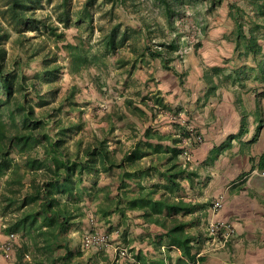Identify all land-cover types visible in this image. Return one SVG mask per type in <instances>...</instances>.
<instances>
[{
  "label": "trees",
  "instance_id": "1",
  "mask_svg": "<svg viewBox=\"0 0 264 264\" xmlns=\"http://www.w3.org/2000/svg\"><path fill=\"white\" fill-rule=\"evenodd\" d=\"M97 1L86 0L74 11L71 0H59L55 5L53 0H0V218L4 231L15 234L12 248L18 246L20 258L26 252L31 253V261L25 264H97L101 252L82 260V251L71 247L68 234L72 228L89 216L88 208H91L93 220L109 225L111 217L117 215V226L124 224L125 230L128 215L135 213L141 224L155 225L160 232L152 234L147 230L127 240L125 231L128 242L124 239V243H127L125 247L130 256L127 261L172 264L174 260V264H201L205 257L198 255L196 247L207 236L198 231L201 220L194 214L204 207L185 199L182 187L183 180L191 182L196 175L187 168V162L181 156L186 131L174 135L147 125L142 135L126 149L120 145L110 148L108 137L96 135L86 140L78 138L70 147L66 139L76 128L72 124H63L53 107L51 111L36 114L26 97L33 82L29 83L21 71H13L7 65L2 44L8 36V27L20 33L33 30L64 40V32L57 25L35 17V12L46 4L54 5L55 18L63 28H68L71 23L76 26L86 24L85 31L91 34L96 11L91 12L90 8ZM110 1L126 5V0ZM200 1L209 2L206 9L210 11L223 0H153L171 29H175L174 15L184 6L189 5L200 13L201 8L197 5ZM246 1L253 14L235 2L228 3V17L234 23L228 37L233 38L235 49L258 54L261 52L259 40L264 33V0ZM104 2L101 0L97 6ZM132 2L139 4L142 0ZM100 31L102 34L95 43L81 41L66 47L71 73L78 74L92 67L105 70L112 65L111 55L130 39L133 40L130 48L134 58L114 62L115 70L129 64L125 71L128 77L142 58L145 63L160 58L162 66L168 68V63L178 55V36H172L166 45H158L161 49L165 46L164 50L153 49L145 43L139 52L135 44L143 35L141 28L121 29L110 25L107 31L101 27ZM170 52L172 57L167 56ZM58 68V65H52L44 70L46 79L55 77ZM94 78L96 84H105L99 75ZM135 96L136 99L125 95L123 99L122 108L132 117L144 120L155 107L165 108L157 92L147 91L145 95L136 92ZM66 100L73 109L75 103L71 92ZM125 113L110 111L109 124L113 127L112 118L121 120ZM50 122L55 125L54 133L48 129ZM115 169L119 173L110 177L109 183L98 184L100 174H109ZM85 176H90L91 180L86 182ZM134 240L146 241L154 253H143L130 246ZM173 250H178L180 256L173 259ZM104 261L107 263V257ZM116 262L119 264V260Z\"/></svg>",
  "mask_w": 264,
  "mask_h": 264
},
{
  "label": "crops",
  "instance_id": "2",
  "mask_svg": "<svg viewBox=\"0 0 264 264\" xmlns=\"http://www.w3.org/2000/svg\"><path fill=\"white\" fill-rule=\"evenodd\" d=\"M217 13L213 22L198 13L196 26L203 32L198 48L181 59L176 56L168 68L160 58L151 61L149 89L163 99L162 118L180 117L165 123L160 131L176 135L181 130L187 133L191 126L201 137L200 143H190L187 162L196 175L191 182L182 181L185 199L204 207L194 214L201 220L198 231L206 237L209 224L215 221L228 222L234 229L224 247L210 249L206 241L197 245L205 257L201 264H264V31L260 53L235 49L233 38L228 37L232 31L228 7ZM177 44L181 47L184 42ZM167 56L172 57L171 52ZM217 198L222 205L213 211L211 204ZM135 221L138 225L127 239L147 230L160 232L155 225ZM0 226L4 228L3 223ZM7 234L3 231L0 241ZM130 246L154 253L146 241L134 240ZM17 247L8 259L0 254V264L28 262L24 256L29 252L20 258ZM171 255L174 259L180 252L173 250ZM124 264L139 263L128 260Z\"/></svg>",
  "mask_w": 264,
  "mask_h": 264
},
{
  "label": "rangeland",
  "instance_id": "3",
  "mask_svg": "<svg viewBox=\"0 0 264 264\" xmlns=\"http://www.w3.org/2000/svg\"><path fill=\"white\" fill-rule=\"evenodd\" d=\"M58 1L53 0L52 4L55 5ZM85 1L71 0L70 4L73 5V9L76 11L82 7ZM104 1L102 6H97L101 2V0H98L90 8L91 12L96 11L92 21L94 29L91 34L85 31L86 24L76 26L71 23L68 28H63L55 18L54 5L44 4L43 8L35 12V17L47 19L57 25L59 30L64 32V40H57L33 30L20 33L12 27H8V36L3 40L2 44V47L6 50L5 57L9 69L21 71L27 77L29 83L33 82V88L26 90V97L29 103L33 105L35 113L51 111V107H53L57 111V118H61L63 124H72L76 128V130L73 129L71 135L66 139V144L70 147L73 145V141L78 138L86 140L96 135L98 137H108L110 148L120 145L123 149H126L132 145L137 137L142 135L147 125L159 129L165 123L172 124V120L169 117L162 118V109L157 107H155V111L148 112V117L144 120L126 114L122 108L125 95L133 96L136 99V92L145 95L147 91H153L149 89L153 82L151 73L148 71L152 67L151 60L147 63H145L143 58L138 60L136 62V70L133 71L131 77L125 74L129 64L120 68V70L114 69L116 65L114 62L117 59L131 60L134 58L130 48L132 39L118 48L114 55H111L109 61L112 65L105 70L98 71L92 67L78 74L70 71L69 57L66 50L69 44H77L81 41L95 43L102 34L100 27L104 29V32L107 31L110 25L118 26L121 29L141 28L143 35L140 36L138 43L135 44L139 52L143 49V44L145 43L153 49H161L158 46L159 44L164 43L166 45L172 36H178V39L184 42L183 46L176 51L178 58L181 59L187 52L198 48L201 36H203V32L196 26V22H198L196 18L199 17V14L194 13L189 5L184 6L183 10L174 15L173 24L175 29H171L167 26L163 12L155 6L153 0H142V3L139 4H135L132 0H126L125 6L116 3L112 4L110 0ZM200 2L197 4L198 8H201L200 14L205 17L207 22L216 20V17L220 15L217 13L219 8L228 7L229 2H235L243 7L245 11H250L246 0H223L220 5L210 11L206 9L209 2ZM249 13L253 14L251 11ZM228 23L229 27L233 29V21L230 20ZM164 49L166 47L162 46L161 50ZM174 55L176 56V54ZM52 65H58L59 68L55 73V77L47 80L43 73L44 70ZM97 75H99L100 80L105 81L104 85L95 83L94 76L96 77ZM70 92L73 94L75 103L73 109H71L69 102L66 100V96ZM45 102L48 104H44ZM120 110L125 113V116L123 119L118 120L114 115L112 127L107 119L108 113L110 111L118 113ZM48 129L51 133L55 132L53 122L48 124ZM11 155L14 157L16 154L13 152ZM118 173L119 171L115 169L109 174H100L97 178L98 184L105 185L109 183L110 177ZM85 180L86 182L91 180L90 176H85ZM1 183L0 180V186ZM90 210L91 208L86 210L89 216L82 219L80 224L73 227L68 234L71 240V247L82 251V260L94 253L101 252L97 258V264H118L116 260H119V264L126 263V258H130V256L120 257L118 251L120 248L126 249L127 247V243H124V239L126 240L125 231L129 235V233H133V231H129L135 229L138 225L135 221L138 219L135 217L136 214L128 215V227L125 230L124 224L117 226L119 221L117 215L111 217V225H109L93 220ZM0 223H2L1 218ZM3 231L4 228L0 226V235L3 234ZM72 232L74 233L73 236H71ZM89 232L105 235L107 244L99 248H83L81 246L82 236ZM127 240L126 242H128ZM29 255L31 259L30 252ZM104 257H107L108 263L104 261ZM30 259H26V261H30Z\"/></svg>",
  "mask_w": 264,
  "mask_h": 264
},
{
  "label": "built area",
  "instance_id": "4",
  "mask_svg": "<svg viewBox=\"0 0 264 264\" xmlns=\"http://www.w3.org/2000/svg\"><path fill=\"white\" fill-rule=\"evenodd\" d=\"M168 117L174 121L180 119L179 115H168ZM183 144L185 145L184 150L182 151V158L184 161L188 162L190 158V143H200L201 137L196 134L194 129L191 126L187 128V137L182 139ZM262 177L264 178V171L261 173ZM222 205L221 198H217L212 201L211 209L213 211L219 210ZM206 243L209 245L210 249H217L220 247H224L226 243L233 237L234 229L232 225L228 222L224 221H215L209 224L206 232ZM15 238L14 233H9L7 235L6 240L0 241V254L8 259L11 257L12 252V239ZM107 244V237L101 233L97 232H89L82 236L81 246L85 249L89 248H99ZM119 256H129L127 250L125 248L119 249ZM199 253L198 255H200ZM26 259H30V255L26 254Z\"/></svg>",
  "mask_w": 264,
  "mask_h": 264
}]
</instances>
